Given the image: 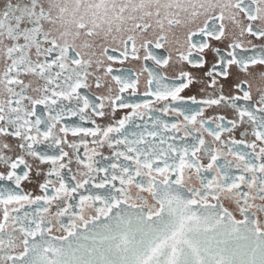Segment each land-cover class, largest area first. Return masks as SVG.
Instances as JSON below:
<instances>
[{"label": "snow or ice", "instance_id": "snow-or-ice-1", "mask_svg": "<svg viewBox=\"0 0 264 264\" xmlns=\"http://www.w3.org/2000/svg\"><path fill=\"white\" fill-rule=\"evenodd\" d=\"M0 264H264V0H0Z\"/></svg>", "mask_w": 264, "mask_h": 264}]
</instances>
